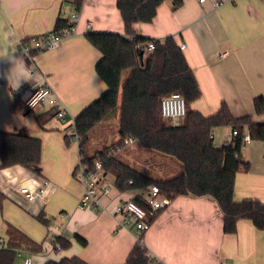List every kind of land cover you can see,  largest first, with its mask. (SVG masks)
Segmentation results:
<instances>
[{
    "label": "crops",
    "instance_id": "0c3cea01",
    "mask_svg": "<svg viewBox=\"0 0 264 264\" xmlns=\"http://www.w3.org/2000/svg\"><path fill=\"white\" fill-rule=\"evenodd\" d=\"M118 2L83 0L77 10L66 0H0V131L42 141L40 173L20 165L0 169V250L7 248L10 224L43 245L39 253L18 252L15 264L26 259L45 264L73 257L87 264H125L140 237L159 264H264V231L243 219L235 234H226L224 217L209 197L172 199L150 229L141 234L119 228L112 216L116 205L134 199L138 191H119L111 174L106 179L111 192L102 199L104 209L79 207L83 187L75 172L83 156L73 139L72 125L108 89L96 72L102 54L90 43L88 34L125 35ZM216 2L222 6L215 7ZM73 14L78 15L76 35L65 39L56 50L35 53L34 61L28 62L21 54V42L54 32L58 19L71 20ZM134 30L138 36L153 40L175 38L202 92L192 105L195 111L209 117L226 104L234 117L252 116L255 123L264 124V116L256 114L254 105L257 97H264V0H183L178 9L167 1L153 23L136 24ZM45 82L67 109L65 121L56 117L58 107L52 105L53 98L32 110L24 105L23 88ZM121 100L122 89L119 107ZM231 135V127L217 129L215 145L229 143ZM126 147L137 158L146 150L136 142ZM241 158L250 168L236 175L235 202L254 199L264 204V141L251 139L250 144H244ZM166 171L176 176L182 166L171 165ZM42 180L52 185L47 199L31 204L20 199L19 187L34 186ZM43 212L49 226L37 219ZM56 228L71 245L53 256L48 254V234ZM77 236L87 245H81Z\"/></svg>",
    "mask_w": 264,
    "mask_h": 264
},
{
    "label": "trees",
    "instance_id": "16d2710c",
    "mask_svg": "<svg viewBox=\"0 0 264 264\" xmlns=\"http://www.w3.org/2000/svg\"><path fill=\"white\" fill-rule=\"evenodd\" d=\"M66 1L74 4L77 10L83 5V0ZM167 1H172L175 9L183 3V0H119L125 35L88 34L90 43L102 54L96 72L108 89L75 119L83 160L90 166L101 161L107 173L116 178L115 186L121 192L140 191L156 185L160 194L171 200L179 196L212 198L224 217L226 234H235L238 222L243 219L252 221L257 229L264 231V204L254 199L235 202L236 175L250 168L241 158L245 136L248 134L253 141H264V124L255 123L252 116L234 117L226 104L209 117L195 111L192 105L201 98L202 92L175 38L153 40L138 36L134 30L136 24L153 23L159 8ZM71 23L69 19H58L54 32L70 27ZM151 42L155 43L152 51L148 49ZM174 93L183 96L187 104V113L177 124L164 118L161 112L163 99ZM254 105L256 114L264 116V97H257ZM118 108V142L97 150L92 156L85 154L96 128ZM221 127H231L238 134L228 144L217 147L214 136ZM129 140H134L141 148L172 158L182 166V172L172 178L154 179L131 167L118 157ZM0 160V169L20 165L38 174L42 163V141L0 131ZM131 180L133 184H129ZM133 200L145 206L140 196ZM1 201L0 194V204ZM37 219L50 225L44 212ZM6 234L7 248L0 250V264H15L20 251L39 253L43 250V245L13 225H7ZM77 240L81 245H87L83 238L77 236ZM57 243L64 250L71 245L61 237ZM45 264L87 263L73 257L49 260ZM125 264L159 263L143 246L140 237Z\"/></svg>",
    "mask_w": 264,
    "mask_h": 264
},
{
    "label": "built area",
    "instance_id": "2783aa9c",
    "mask_svg": "<svg viewBox=\"0 0 264 264\" xmlns=\"http://www.w3.org/2000/svg\"><path fill=\"white\" fill-rule=\"evenodd\" d=\"M205 2V0H200ZM222 6V2H216L215 7ZM78 15L73 14L71 17L70 27L60 31L52 32L45 36L34 37L21 42V54L28 62L34 61V54L56 50L60 44L67 38L76 35V23ZM150 51L155 49V43L151 42L148 45ZM24 105L32 110L39 105L45 104L51 98L52 105L58 107L56 117L59 120L65 121L67 118V109L61 104L59 98L55 95L53 89L46 82L31 88H23L21 92ZM162 116L166 119H171L175 124L183 118L187 113V104L183 96L174 93L163 99L161 105ZM73 139L80 145L81 139L76 132L75 122L72 125ZM237 131H232V138L237 136ZM134 143V140H129L127 144ZM251 143V137L247 134L245 136V144ZM228 144V143H227ZM77 180L83 187V195L79 202L81 209H104L102 206V199L108 196L111 192V185L106 181L108 175L103 163L95 161L92 166L84 162L80 158L75 172ZM133 184V181H129ZM52 185L47 180H42L34 186L22 185L17 189L20 199L31 204L37 200H45L48 198ZM145 202V206L140 205L133 199L127 200L116 205L111 214L115 218L119 228L129 231H137L144 233L150 229L158 212L165 209L171 203V199L160 194V189L156 185H152L145 190H140L137 193ZM66 216V214H62ZM61 229L56 228L51 230L48 234V240L51 244L49 255H56L61 253L63 248L57 243L58 238L61 237ZM44 253V254H46ZM56 257V256H55ZM23 264H32L30 259H26ZM218 264H227L226 262H219Z\"/></svg>",
    "mask_w": 264,
    "mask_h": 264
},
{
    "label": "rangeland",
    "instance_id": "374dc122",
    "mask_svg": "<svg viewBox=\"0 0 264 264\" xmlns=\"http://www.w3.org/2000/svg\"><path fill=\"white\" fill-rule=\"evenodd\" d=\"M117 110L113 113L111 117L106 119L102 125L96 128L91 141L86 145V154L88 156L92 155L98 149H102L105 146H112L116 142H118L119 140V135H118L119 118L116 117V114L118 112ZM70 144L72 145L73 143L71 142ZM128 147L121 150L118 154V157L121 160H123L125 163L133 167H136L137 169H140L144 173H147L157 179H167L168 177L175 176V173L173 171L171 172L166 171V170H169V167L171 165H176V166L181 167V165L176 163L174 160L172 159L164 160V158H167V157L158 155L151 151L145 150L146 153L144 152V154H142L141 157L137 158L135 155L130 153V149H127ZM134 147H137V146H134ZM76 154H77V159H78V149H77ZM163 170L165 171L166 174H164ZM107 178H110V176L106 177V179Z\"/></svg>",
    "mask_w": 264,
    "mask_h": 264
},
{
    "label": "clouds",
    "instance_id": "9594fccd",
    "mask_svg": "<svg viewBox=\"0 0 264 264\" xmlns=\"http://www.w3.org/2000/svg\"><path fill=\"white\" fill-rule=\"evenodd\" d=\"M19 86V81H17V87Z\"/></svg>",
    "mask_w": 264,
    "mask_h": 264
}]
</instances>
